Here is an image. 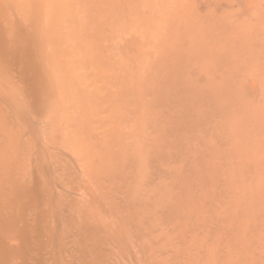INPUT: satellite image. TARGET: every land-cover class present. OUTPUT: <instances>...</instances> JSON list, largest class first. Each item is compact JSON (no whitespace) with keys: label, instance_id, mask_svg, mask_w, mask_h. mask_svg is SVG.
Instances as JSON below:
<instances>
[{"label":"rangeland","instance_id":"rangeland-1","mask_svg":"<svg viewBox=\"0 0 264 264\" xmlns=\"http://www.w3.org/2000/svg\"><path fill=\"white\" fill-rule=\"evenodd\" d=\"M14 33L41 86L0 56L3 226L70 264H264V0H0Z\"/></svg>","mask_w":264,"mask_h":264},{"label":"bare ground","instance_id":"bare-ground-1","mask_svg":"<svg viewBox=\"0 0 264 264\" xmlns=\"http://www.w3.org/2000/svg\"><path fill=\"white\" fill-rule=\"evenodd\" d=\"M8 43L10 46L6 48ZM14 43H16L14 45ZM19 37L14 33L10 39L6 40L3 34L0 35V56L3 59L11 58L13 63L20 65L24 63L21 74L28 79L29 86L33 95H37V91L41 86V78L39 76V70L33 63V57L29 49L18 46ZM20 53L22 57H20ZM29 196L34 200L37 199L38 193L33 189H26L24 196ZM14 221L16 219L14 218ZM13 221V222H14ZM15 223V222H14ZM14 223L9 222L8 228L3 226V222L0 221V264H70V261L64 258V253L69 249L66 246V241L60 238L57 247V255H51L48 253L44 256L45 244L36 241L38 237L39 229L35 225L29 224L27 220H23L21 226H16ZM10 230L11 236L5 238V232Z\"/></svg>","mask_w":264,"mask_h":264}]
</instances>
